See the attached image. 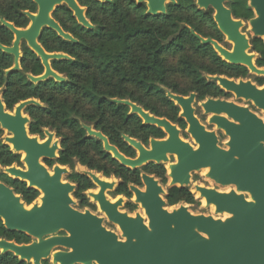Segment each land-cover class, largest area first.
<instances>
[{
  "label": "water",
  "instance_id": "95a60500",
  "mask_svg": "<svg viewBox=\"0 0 264 264\" xmlns=\"http://www.w3.org/2000/svg\"><path fill=\"white\" fill-rule=\"evenodd\" d=\"M37 5V12H24L30 20L27 29H16L12 24L0 19V23L15 36L11 47L0 50L14 55V69L18 68V47L21 39L41 58L45 66L39 81L48 76L61 80L50 70L48 60L67 58L62 54L49 55L38 45L37 37L42 28L54 30L60 37L74 41L64 33L60 26L50 17L53 9L65 5L72 11L78 23L88 29L92 25L84 17V9L75 0H32ZM63 1V3H61ZM109 3L110 0H96ZM145 4L146 15L156 16L166 13L167 4L175 0H135ZM199 10L213 11V21L226 41H232V52L210 38L195 37L201 44H209L216 54L226 63L247 68L250 74L264 77V69L257 68L254 60L256 54L250 52L249 39L241 32L244 22L234 19L226 3L231 0H193ZM248 6L254 17L247 21L251 27L252 38L264 42V0H248ZM227 93L235 94L236 99L251 102L264 113V85L258 90L250 80H234L224 76H206ZM236 81H240L236 83ZM166 96L181 107L180 117L184 118L190 133L197 144V149L179 137V130L164 118H157L145 112L141 107L128 101L113 100L130 107L131 112L139 115L144 124L153 125L167 133L166 140L150 139L152 150L144 148L140 142L123 136V139L137 150L134 159L126 158L111 146L100 133L84 126L87 134L101 140L104 151L111 154L122 166L135 169L147 162L160 164L168 161V156L175 154L177 163L170 166L173 186L179 181V187L189 183L190 173L207 168V177L220 187L232 186L229 192H219L214 188L202 187L200 193L205 199V206H214L217 215L226 214L225 218L211 215L192 214L186 205L168 211L162 198L163 189L152 176L141 175L145 191L130 186L135 193V203L140 202L146 220L140 214L130 217L120 213L122 205L119 198L109 204L105 200L106 189L112 190L115 182H101L96 177L91 179L100 187L98 201L112 223L118 225L120 237L101 226L102 219L89 211L81 213L72 208L70 198L73 186L62 183L60 175L64 169L54 167L50 176L40 166V157L54 158L56 142L51 144L52 134L48 139L38 143L36 138H29L25 124L28 119L21 117L25 105L33 101L22 102L16 107L14 116L4 112L0 101V125L11 131L13 138L6 139L13 145L14 151H24L27 170L15 167L4 169L28 183V187L41 191L44 195L40 206L33 204L26 209V204L12 189L0 183V220L9 231L25 233L37 241L30 245H16L0 240L2 253H14L19 260L40 264L41 259L49 256L55 247L65 249L57 251L52 264H264V120L245 106L224 99L206 98L204 114L212 113L209 124L216 125L227 137L224 148L218 146V139L213 131H206L194 116L192 104L196 95L190 93L183 97L166 91ZM202 102V101H201ZM200 102V103H201ZM200 107V106H199ZM222 114L224 116H222ZM146 221V222H145ZM63 231L65 235H57ZM47 236L46 239L43 237Z\"/></svg>",
  "mask_w": 264,
  "mask_h": 264
},
{
  "label": "trees",
  "instance_id": "16d2710c",
  "mask_svg": "<svg viewBox=\"0 0 264 264\" xmlns=\"http://www.w3.org/2000/svg\"><path fill=\"white\" fill-rule=\"evenodd\" d=\"M78 2L86 7L85 16L94 29L90 31L77 25L70 12L61 7L67 17L60 18L58 11L52 16L78 42L73 44L63 41L52 31L59 45L42 42L46 51H62L72 57L70 61H55L52 64L55 70L66 75L67 82L57 84L48 81L44 86L23 85V76L17 72L11 73L5 78L3 99L8 109L19 100L30 97L44 103L45 108L26 109L31 118L30 133H40L39 128L42 126L53 128L57 137L61 138L57 162L61 165L70 164L71 158L75 157L79 164L90 170L121 179L115 195L130 197L127 184L138 185L140 171L122 167L112 159L102 150L98 140L86 137L78 119L89 123L94 121L95 129L101 131L111 145L116 146L126 157H133V150L122 142L120 134L141 142H146L149 137L162 138L164 134L159 128L142 125L137 116L127 115V107L115 105L111 99H130L156 117L179 122V127L183 129L184 122L176 119L178 107L168 99L166 91L182 96L194 92L199 101L229 96L215 82L206 79V76L215 75L229 79L252 78L257 86L264 85V77L250 75L244 66L226 63L209 44L200 43L195 35L210 38L223 46L224 37L213 21V11L197 9L193 0H175V4L166 5L164 15L156 16L146 15L145 4H136L133 0H111L109 4L93 0ZM226 7L234 19L247 22L254 17L248 0H231ZM35 8L30 0H0V19L17 28L24 27L28 21L21 11L34 12ZM11 38L9 30L0 23V44L8 46ZM249 44L250 52L256 54V67L264 69L263 40L250 38ZM200 57L208 61H198ZM172 58H176L175 66L171 64ZM11 62L12 58L0 51V85L4 80L3 70ZM41 70L37 60H34L30 73L37 75ZM174 71L188 78L190 84L179 87L171 83L170 77ZM13 78L17 79L18 85L15 87H12ZM144 94L156 99L162 107L145 102ZM42 116L47 118V122L41 121ZM132 125L134 128L130 129ZM13 162H18V156L0 144V165L7 167ZM141 170L156 175L161 183L166 182L161 165H150ZM70 179L78 184L75 196L81 200V206H89L80 192L92 187L90 181L77 174ZM0 180L11 187L26 205L38 196L35 189L27 188L23 182L1 175ZM164 200L168 207L180 203L191 206L197 203L186 188L176 187L167 191ZM0 238L14 239L16 242L25 240L24 235L8 232L1 220ZM0 264L26 263L11 254H5L0 255ZM42 264L49 263L44 261Z\"/></svg>",
  "mask_w": 264,
  "mask_h": 264
},
{
  "label": "flooded vegetation",
  "instance_id": "af4514ba",
  "mask_svg": "<svg viewBox=\"0 0 264 264\" xmlns=\"http://www.w3.org/2000/svg\"><path fill=\"white\" fill-rule=\"evenodd\" d=\"M34 5H35V11L34 12H29V11H27V10H24V11H21V13L25 16V18L27 19V24H26V26H24V27H19V28H17V27H15L12 23H10V22H8V23H10V24H12L16 29H21V30H24V29H27L28 27H29V25H30V20L27 18V16L24 14V12H26V13H30V14H35L36 12H37V5L32 1V0H30ZM76 1V3L78 4V6L80 7V8H83L84 9V17L86 18V16H85V13H86V7H84V6H82V5H80L79 4V2H78V0H75ZM93 1H96V0H93ZM111 1V0H110ZM135 3H136V1L135 0H133ZM97 2H99V3H102V2H100V1H97ZM110 3V2H109ZM109 3H103V4H109ZM137 4V3H136ZM227 4V3H226ZM225 4V5H226ZM61 7H64L66 10H68L69 12H70V16L74 19V22L77 24V25H80L79 23H78V21L76 20V18L73 16V13H72V11L71 10H69L65 5H60V6H57V7H55L54 9H53V11L50 13V17L59 25V23L53 18V13L55 12V11H58V16L60 17V18H62V19H65L67 16V14L63 11V10H61L60 8ZM59 9V10H58ZM202 11H207V10H202ZM2 19V18H1ZM4 20V19H3ZM86 20L89 22V20L86 18ZM5 21V20H4ZM7 22V21H6ZM244 22V21H243ZM90 23V22H89ZM90 25H92L91 23H90ZM60 26V25H59ZM81 26V25H80ZM82 28H84V29H86V30H90V31H92L94 28H93V25H92V28L91 29H88V28H86V27H83V26H81ZM6 28V27H5ZM60 28H61V26H60ZM7 29V28H6ZM62 29V28H61ZM7 30H9V29H7ZM54 32L55 33V35H56V37H58V38H60L61 40H63V41H66V42H69V43H73V44H75V43H77L78 41L70 34V33H68V32H65L63 29H62V31L64 32V33H67L68 35H70V37L74 40V41H71V40H66V39H63L62 37H60L54 30H52V29H49V28H46V27H44V28H42V30H41V32H40V34H39V36L37 37V43H38V45H40V47L44 50V52L46 53V54H49V55H53V54H62V55H64V56H66L67 58H59V59H56V58H52V59H49L48 60V65H49V67H50V70L53 72V73H55L58 77H60L61 78V80H56V79H54L52 76H48V77H46L45 79H42V80H39V81H32V80H30L29 79V77L28 76H31V77H33V78H37V77H42L44 74H45V66H44V64L42 63V60H41V58L27 45V42H26V40H24V39H21L20 40V43H19V47H18V52H19V57H18V68L17 69H14L13 70V68H14V55L12 54V53H7V52H4V51H2V50H0L1 51V53H3V54H7V55H9L11 58H12V62H11V65L8 67V68H6V69H4L3 70V75H4V80H3V82H2V84L0 85V101H1V103H2V106H3V108H4V112L5 113H7V114H9V115H11V116H14V113H15V109H16V107H18V105L20 104V103H22V102H27V101H33L34 103H30V104H27V105H25L24 106V108L22 109V111H21V117L23 118V117H25L26 119H28V122L25 124V128H26V132H27V135H28V137L29 138H36L37 139V141H39L40 143H44L47 139H48V136H47V134H46V132L47 133H51L53 136H52V140H51V144L52 143H54V142H56V144H57V149H56V151L54 152V158H48V157H44V156H42V157H40L39 158V160H38V162H39V164H40V166H42L45 170H46V172L49 174V172H51V171H53V169H54V167H58L59 169H64L65 170V173H62L61 175H60V180H61V182L62 183H69L70 185H72L74 188H73V190H72V192L70 193V198L72 199H74L75 200V202H74V205H72V208L73 209H75L76 211H79V212H83V211H89L90 212V214H92V215H94V216H96V217H98V218H101L102 219V222H101V226L103 227V228H105L107 231H111V230H108L105 226H104V221L106 220L107 222H109V223H111L112 225H115V224H113L111 221H109V219H107V216H98V215H96V214H94L93 212H91V211H94L95 210V206H97V208H98V210L100 211V209H99V207H98V204L100 203L99 201H98V198H96V196L98 195V192H99V190H100V187H99V185L97 184V183H95L92 179H91V176H93V177H96L99 181H101V182H110V181H114L115 182V180L117 181V183L115 182V185H114V187H113V189L112 190H110V189H106L105 190V192H104V195H105V198H108V196H107V194L110 196V193H112L111 194V198L112 199H118V198H121L122 199V205L118 208V211H120V212H123V211H121L120 210V208H122V207H124V208H126V211L127 212H123V213H126L128 216L129 215H133V214H135V213H137L136 212V210H137V206H138V204L137 203H135V201H134V199H133V192L130 190V186H133V187H136V188H138L140 191H142L144 188H145V186H144V184H143V182H142V179H141V175L142 174H146V175H148V176H152V177H154V179H156L157 181H158V183H159V185L161 186V188H162V186H165L166 184H168V187H167V191L169 190V189H171V188H173V187H176V188H186L188 191H189V193L194 197V195H195V197H198L199 198V196H198V194H196V193H194V191L192 190V188H189V185L188 186H185V187H179V184H178V181H176L175 183H174V185L173 186H169V183H170V178L167 176L168 175V169H167V166L164 164V163H160V164H156L155 162H153V161H150V162H147L146 164H144V165H142L141 167H139V168H135V169H131V168H128V167H125V166H122L117 160V162L122 166V167H125V168H127V169H130V170H139L140 172H139V184L138 185H135V184H127V190H128V192L130 193V197H126L125 195H123V194H117V195H115L114 194V192H115V190H116V188H117V186L121 183V179H119V178H116L115 176H113V175H110V176H104L101 172H97V171H95V170H90V169H88L87 167H85V166H82L81 164H79L78 163V161H77V159L75 158V157H72L71 158V162H70V164H66V165H61V164H59L58 162H57V159H58V157H59V151H60V144H61V138H59V137H57V135H56V132H55V130L53 129V128H51V127H47V126H42V127H40L39 128V132L40 133H36V134H31L30 133V123H31V118H30V116H29V114H28V112L26 111V109L27 108H29V107H37V108H40V109H42V108H45L46 106H45V104L44 103H42V102H40V100H38L37 98H34V97H30V98H26V99H24V100H19L18 102H16V103H14L13 105H12V107L10 108V109H8L7 107H6V105H5V103H4V99H3V95H4V91H5V89H6V83H5V78L7 77V75H9V74H11V73H15V72H17V73H19V74H21L22 76H23V81H22V84L23 85H25V84H31L32 86H38V85H42V86H44V84L46 83V82H48V81H52V82H54V83H57V84H62V83H64V82H67V78H66V75L65 74H63V73H60V72H58L57 70H55L53 67H52V64H53V62H55V61H62V60H67V61H70V60H72V57H70L68 54H66V53H64V52H62V51H46L45 50V48H44V45H43V43L42 42H44V43H47V44H49V45H56V46H58L59 44H58V41H57V39L55 38V36L53 35V33L52 32ZM9 32L11 33V36H12V38H11V41H10V44L7 46V45H2V44H0V45H2L3 47H11L12 46V44H13V41L15 40V36H14V34L9 30ZM224 37V36H223ZM224 39H225V37H224ZM221 45V44H220ZM226 49V48H225ZM28 54H27V53ZM25 54H27V57L26 58H24V55ZM33 56V57H32ZM23 59H24V61H23ZM34 60H37V62L39 63V65L41 66V68H42V70H41V72L39 73V74H37V75H33L32 73H30V67H31V65L33 64V62H34ZM26 69H27V71H26ZM250 74V73H249ZM250 75H252V74H250ZM238 79H242V80H249L250 78H238ZM238 79H234V80H238ZM12 81H13V85H12V87H15V86H17L18 84H17V79H15V78H13L12 79ZM253 83V82H252ZM22 84L20 83V85L22 86ZM256 85V84H255ZM259 87V86H258ZM262 87V86H261ZM221 89V88H220ZM222 90V89H221ZM45 91H46V88H45ZM44 91V92H45ZM222 91H224V90H222ZM225 92V91H224ZM191 93H194V92H191ZM225 93H227V92H225ZM172 94H174V93H172ZM190 94V93H189ZM188 94V95H189ZM195 94V93H194ZM229 94V96H227V97H220V98H214V99H224V100H227V101H230V100H228V99H230L231 98V96H232V94H230V93H228ZM175 95H178V94H175ZM188 95H186V96H188ZM196 95V94H195ZM179 96H182V95H179ZM186 96H183V97H186ZM169 99V98H168ZM205 99L206 98H204L202 101H205ZM113 100H118V101H128V102H130V103H132V104H135V105H137V106H139V107H141L143 110H144V108L140 105V104H138V103H135V102H132L130 99H117V98H114V99H111L110 101L112 102V103H114L115 105H121V106H124V107H127V115H135V116H137L138 118H139V120L141 121V124L142 125H148V124H144L143 123V120L139 117V115L138 114H136V113H134V112H131V109H130V107L129 106H127V105H125V104H122V103H117V102H114ZM170 100V99H169ZM173 102V101H172ZM200 103L201 101H199V100H197V97H195V102L193 103V104H197V103ZM174 103V102H173ZM175 104V103H174ZM192 104V105H193ZM176 105V104H175ZM89 106H91V105H89ZM177 106V105H176ZM178 107V113H177V115H176V119L177 120H182L183 122H184V124H185V127L182 129V128H180L179 127V122H171V121H169L168 119H166V118H164V119H166V120H168L171 124H173L174 126H176V128L179 130V137H180V134H182V135H189V137H190V134L189 133H187V128H188V125H187V123H186V121H185V119L184 118H182V117H180V113H181V109H180V107L179 106H177ZM89 110V109H88ZM145 112H148L150 115H153V114H151L149 111H147V110H144ZM203 111V110H202ZM94 114V112H92V115ZM204 114V113H203ZM91 115V116H92ZM206 115V114H205ZM154 116V115H153ZM194 116L196 117V115H195V110H194ZM156 117V116H155ZM157 118H159V117H157ZM197 118V117H196ZM78 119V118H77ZM197 120H198V118H197ZM207 120H208V116H207ZM41 121L43 122V123H45V122H47V118L46 117H44V116H42L41 117ZM93 123H89V122H85L84 120H79L78 119V123H79V125L81 126V128L85 131V135H86V137H91V138H94V139H96V140H98L100 143H101V147H102V150L104 151V149H103V144H102V142H101V140H99V139H97L96 137H94V136H90V135H88L87 134V132H86V130L84 129V126H86V127H89L92 131H95V132H100L106 139H107V141H108V138L101 132V131H99V130H96L95 129V127H94V121H92ZM198 122L200 123V121L198 120ZM201 124V123H200ZM204 128H205V130L206 131H212V130H207L206 129V127L203 125V124H201ZM148 126H153V125H148ZM214 126V125H213ZM124 128H125V126H123ZM153 127H156V126H153ZM134 128V126L132 125L131 127H130V129H133ZM156 128H158V127H156ZM160 129V128H159ZM162 132H163V134H164V136L162 137V138H154V137H149L148 139H147V141L146 142H141L140 140H137V139H135V138H132V137H129V138H131V139H134V140H136V141H138V142H140L141 143V145L144 147V148H146V149H149V147H150V139H155V140H165L166 138H167V134L162 130V129H160ZM0 131H1V134H0V144H2V145H5L7 148H8V150L12 153V154H14V155H16V156H18V162H13L10 166H7V167H2L1 165H0V175L1 176H3V177H6V179H11V180H16V181H19V182H23V183H25V186L27 187V188H31V187H28V183L26 182V181H24V180H21L20 178H17V177H12V176H10L9 174H7V173H5L4 172V169L5 168H8V167H15V168H17V169H20V170H27L26 168H25V163H24V161L22 160V155H21V151H14V149L8 144V142H6L5 141V136L6 135H8L7 134V131H6V129H4L1 125H0ZM4 132L6 133V135H4ZM214 132V131H213ZM215 134H216V132H215ZM123 136H127V135H125V134H120V138H121V140H122V142L123 143H125L126 145H127V147H129V148H131L132 150H133V152H134V156L133 157H126L123 153H121L119 150H118V148L116 147V146H114V145H111L110 143H109V141H108V143L111 145V146H113V147H115L117 150H118V152L119 153H121L124 157H126V158H130V159H134V158H136L137 157V155H138V152H137V150H135L132 146H130L124 139H123ZM216 136H217V134H216ZM128 137V136H127ZM191 138V137H190ZM180 139L182 140V138L180 137ZM192 139V138H191ZM218 139V138H217ZM193 140V139H192ZM182 141H184V142H186L185 140H182ZM186 143H189V142H186ZM190 144V143H189ZM193 148H195L196 147V144H194V145H192V144H190ZM104 152H106V151H104ZM107 154H109L110 156H111V154L110 153H108V152H106ZM169 157H173L174 158V160L171 162V163H175V161H176V155L175 154H172V155H169ZM169 157H168V160H169ZM111 158H112V156H111ZM112 159H114V158H112ZM115 160V159H114ZM78 165L79 166V168L82 170V172H77L76 170H75V165ZM150 165H161L162 166V168L164 169V177H165V179H166V182L165 183H161V181H160V179L158 178V177H156V175H154V174H151V173H147V172H145V171H143V170H141L143 167H148V166H150ZM166 168V169H165ZM87 172L88 173H90V175H88L87 174ZM195 171H193V172H191L190 173V182L192 183V184H195V183H193L192 182V180H191V174L192 173H194ZM53 174H54V172H53ZM52 174V175H53ZM74 174H77V175H82V176H84V177H86L89 181H90V183L92 184V187L91 188H89V189H87V190H84V191H82V192H80V194L86 199V202H87V204L89 205V206H81V200L79 199V198H77L75 195H76V193H77V188H78V184L76 183V182H74L73 180H71L70 179V177L72 176V175H74ZM203 175V174H202ZM111 178H113V180H110ZM0 183H3L4 185H6L7 187H9L7 184H5L3 181H1L0 180ZM191 187V186H190ZM10 189H12L11 187H9ZM32 189H35V188H32ZM37 192H38V196L36 197V199L40 196V192H39V190H37V189H35ZM12 191L14 192V190L12 189ZM167 191H166V194H167ZM15 193V192H14ZM194 194V195H193ZM17 195V194H16ZM19 196V195H18ZM35 199V200H36ZM124 199H126V202H125V204H123V200ZM131 199H132V202H131ZM34 200V201H35ZM33 201V202H34ZM165 201V200H164ZM201 201V200H200ZM32 202V203H33ZM180 204H182V203H180ZM30 205V204H29ZM177 205H179V204H177ZM167 206V205H166ZM176 206V205H175ZM168 207V206H167ZM103 215V214H102ZM2 222V221H1ZM3 225V224H2ZM4 227V226H3ZM5 228V227H4ZM6 229V228H5ZM7 230V229H6ZM8 232H17V231H9V230H7ZM113 232V231H112ZM18 234H21V235H24V238H25V240H22V241H20V242H16L14 239H6V238H0V240H4V241H6V242H12V243H14V244H16V245H30L32 242H35V241H37L35 238H33V237H31V236H29V235H27V234H25V233H19V232H17ZM115 233V232H114ZM57 235H65V233L63 232V231H59L58 233H57ZM44 239H46L47 238V236H44L43 237ZM2 250L0 249V255H5V254H11L13 257H15V258H17L18 260H19V258L17 257V256H15L14 255V253H12V252H9V251H7V252H5V253H2L1 252ZM57 251H65V249H63V248H60V247H55V248H53L52 249V251L50 252V254H49V256L47 257V258H45V259H41V261H40V264H42V262H44V261H47L49 264H52V260L55 258L54 257V255L57 253ZM19 261H23V262H25L26 264H32L31 262L30 263H27L26 261H24V260H19ZM57 264H60L59 262H57ZM93 264H95V263H93Z\"/></svg>",
  "mask_w": 264,
  "mask_h": 264
},
{
  "label": "rangeland",
  "instance_id": "374dc122",
  "mask_svg": "<svg viewBox=\"0 0 264 264\" xmlns=\"http://www.w3.org/2000/svg\"><path fill=\"white\" fill-rule=\"evenodd\" d=\"M241 32L248 38H252V34L249 30V26L247 24V22H244V26L241 28ZM223 46V45H222ZM224 48L230 50L232 45L231 43L227 42L226 39H224ZM198 61H202V62H207V58L206 59H203L200 57L197 58ZM171 64L174 63V66L176 65V58H172L171 60ZM175 72V71H174ZM177 72L173 73L170 77V81L171 83H176L179 87H187L189 84H190V80L186 77H182L180 74H176ZM207 79V78H206ZM251 82L252 81V78L249 79ZM254 83V82H253ZM255 84V83H254ZM138 92V91H136ZM145 96H143V100L145 102H148V103H152L158 107H162L161 106V103L160 102H156V99L144 94ZM231 102H234L236 103L237 105H240V106H245L247 107L250 111H252L253 113H255L258 117L262 118L264 120V113L261 111V110H258L257 108H255L251 102H248V101H244L242 99H235L233 94L231 96L230 99ZM194 110H195V115L196 117L198 118V120L200 121L201 124H203L207 130H212L214 132H216L217 134V138H218V146L219 147H222L224 148V143L227 141V137L224 135V133L221 131V130H217L215 126L211 125L208 123V120H207V115L203 114V111L202 109L199 107V102L197 104H193L192 105ZM4 135H6V133L4 132ZM180 137L182 138V140H185L186 142H189L190 144L194 145V141L189 137V135H182L180 134ZM174 160L173 157H169V161L172 162ZM166 169V168H165ZM75 170L77 172H82V170L79 168V166L76 164L75 165ZM110 180H113V178H111ZM191 180L193 183L195 184H198L200 186H203V187H208V188H214L218 191H226V188L225 187H220V186H217L215 185L213 182H208L202 175L201 171L200 172H194L191 174ZM115 182L117 183V181L115 180ZM168 187V184H166L165 186H162V189L164 191V194L162 195V198L164 199V196L166 195V189ZM189 188H191L189 186ZM112 193H110V196H111ZM194 195V194H193ZM108 198L109 199H112L108 194H107ZM194 199L196 200V204L195 205H187V204H183V205H186L188 207V210L192 213V214H203V215H211L215 218H224V217H227V215H217L214 213V210L213 209H210V207H206L205 206V203L202 204V202L200 201L201 199L198 198V197H195L194 195ZM72 200L75 202V200L72 198ZM126 202V199L123 200V204H125ZM131 202H132V199H131ZM180 205V204H179ZM121 211L123 212H127L126 211V208L122 207L120 208ZM93 212L94 214L98 215V216H103L102 213L98 210L97 206H95V210L94 211H91ZM136 212H142V210L140 209L139 206H137V210ZM145 218V217H144ZM104 226L108 229V230H111L113 232H115L119 237H120V231L118 229L117 226L115 225H112L111 223L107 222L106 220L104 221Z\"/></svg>",
  "mask_w": 264,
  "mask_h": 264
},
{
  "label": "bare ground",
  "instance_id": "6f19581e",
  "mask_svg": "<svg viewBox=\"0 0 264 264\" xmlns=\"http://www.w3.org/2000/svg\"><path fill=\"white\" fill-rule=\"evenodd\" d=\"M61 3H63V1L61 2ZM249 26V25H248ZM250 26H249V30H250ZM225 38H227V35H225ZM229 43H231V45H232V47H231V49L229 50L230 51V53L232 52V48H233V46H234V44H233V42L232 41H229ZM240 81H236V83H239ZM258 90H260L261 89V87L260 88H257ZM232 94H233V96H234V98H235V94L233 93V92H231ZM236 99V98H235ZM242 99V98H241ZM243 100V99H242ZM175 103H176V101H174ZM204 105H205V101H202L201 103H199V106H200V108L203 110V113H204ZM181 108V107H180ZM183 111H182V109H181V113H182ZM207 116H208V121L211 119V117L213 116V114L212 113H209V114H207ZM222 116H224L223 114H222ZM215 127H216V125L215 124H213ZM7 131V130H6ZM7 134L8 135H6L5 136V140L6 139H10V138H13L14 137V135H13V133L11 132V131H7ZM167 134V133H166ZM190 134V133H189ZM190 137L193 139V137H192V135L190 134ZM167 138H168V135H167ZM166 138V139H167ZM165 139V140H166ZM193 141H194V139H193ZM184 142V141H183ZM38 143H40L39 141H38ZM8 144L13 148V145H12V143H10V142H8ZM197 144H196V147L195 148H192V149H197ZM149 150H152V148L151 147H149ZM21 153V155H22V160L24 161V159L26 158V154L24 153V151H21L20 152ZM167 156L169 157V154H167ZM162 163H164L166 166H167V169H168V177L170 178V183L172 182V178L170 177V173H171V170H170V166L171 165H174V164H176L177 163V160L175 161V163H171L169 160L167 161V162H163V161H161ZM25 163V162H24ZM25 168L27 169V167H26V163H25ZM17 169V168H16ZM21 171H23V170H21ZM25 171V170H24ZM201 171V173L203 174V177L208 181V182H213L211 179H209L208 177H207V173H208V169L207 168H202V169H200L199 171H195V172H200ZM7 174H9L10 176H12V177H16L15 175H12V174H10V173H7ZM52 174H53V171H51V172H49V175L50 176H52ZM87 174L88 175H90V173H88L87 172ZM17 178H19V177H17ZM169 183V184H170ZM178 184H179V181H178ZM188 185L189 186H191V188H192V190L194 191V193H196V194H198V196H199V198L201 199V202H202V204L203 203H205V199H204V197H202V195H201V193H200V189L203 187V186H200V185H198V184H192L191 182H190V179H189V183H188ZM187 185V186H188ZM218 186V185H217ZM205 188H207V189H210V188H208V187H205ZM226 188V191H219V192H229L231 189H233L232 188V186H226L225 187ZM145 191V188L142 190V192H144ZM40 192V196L33 202V204H36V205H38V206H40L41 205V203H42V198L44 197V195H43V193L41 192V191H39ZM119 199V198H118ZM118 199H109V198H105V200L109 203V204H113V203H115ZM133 199H134V201L136 200V195H135V193H133ZM32 203L30 204V205H26V209H30L31 207H32V205H33ZM137 204H138V206L140 207V209L142 210V212L140 213V212H137L138 214H140L141 215V217L144 219V220H146V217H145V214H144V209L141 207V203L140 202H137ZM178 206L179 205H176V206H172V207H168V208H166L169 212L170 211H172V209H177L178 208ZM98 207H99V209H100V212L103 214V216L105 215V216H107L106 215V213L104 212V211H102L101 209V205H100V203L98 204ZM210 209H213L214 210V206H210ZM120 212V211H119ZM81 213H84V211L83 212H81ZM120 213H123V212H120ZM135 215H136V213L135 214H133V215H129L130 217H135ZM224 215H226V214H224ZM145 217V218H144ZM225 218V217H224ZM107 219H108V217H107ZM146 222V221H145ZM114 224V223H113ZM115 226H117L118 227V225H116L115 224ZM118 229H119V227H118ZM119 231H120V229H119ZM120 235H121V232H120ZM96 264V263H95Z\"/></svg>",
  "mask_w": 264,
  "mask_h": 264
}]
</instances>
